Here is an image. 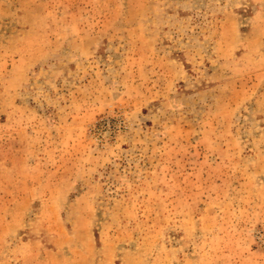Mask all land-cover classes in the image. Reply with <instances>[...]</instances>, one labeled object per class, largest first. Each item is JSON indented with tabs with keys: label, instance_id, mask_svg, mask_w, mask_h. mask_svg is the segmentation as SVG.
Wrapping results in <instances>:
<instances>
[{
	"label": "rangeland",
	"instance_id": "rangeland-1",
	"mask_svg": "<svg viewBox=\"0 0 264 264\" xmlns=\"http://www.w3.org/2000/svg\"><path fill=\"white\" fill-rule=\"evenodd\" d=\"M0 264H264V0H0Z\"/></svg>",
	"mask_w": 264,
	"mask_h": 264
}]
</instances>
